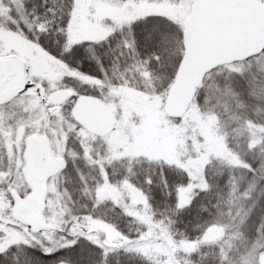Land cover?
<instances>
[{
  "label": "snow or ice",
  "instance_id": "obj_1",
  "mask_svg": "<svg viewBox=\"0 0 264 264\" xmlns=\"http://www.w3.org/2000/svg\"><path fill=\"white\" fill-rule=\"evenodd\" d=\"M0 264H264V0H0Z\"/></svg>",
  "mask_w": 264,
  "mask_h": 264
}]
</instances>
